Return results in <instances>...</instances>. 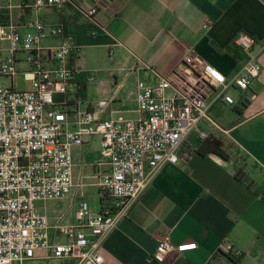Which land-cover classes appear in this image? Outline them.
<instances>
[{"label": "crops", "instance_id": "0c3cea01", "mask_svg": "<svg viewBox=\"0 0 264 264\" xmlns=\"http://www.w3.org/2000/svg\"><path fill=\"white\" fill-rule=\"evenodd\" d=\"M29 2L0 0V10L8 13V23L23 31L33 14ZM92 5L97 12L88 19L83 13ZM39 15L47 23H62L79 47L71 58L79 69L77 89L62 107L77 105L101 117L137 115L135 82L154 79L147 65L166 74L191 48L229 76L243 58L234 35L242 30L264 41V0H73L62 12L46 8ZM59 41L58 36H49L41 43ZM258 59L261 68L253 84L233 88L232 104L212 106L210 114L218 126L200 122L208 134L223 140L230 157L194 152L184 160L187 147H197L202 139L192 145L187 138L180 148L181 161L162 165L128 215L104 238V264H264V48ZM99 100L105 103L101 106ZM71 154L74 185L64 198L69 207L49 208L47 200L36 201L51 224L60 215L74 219L81 199L93 210L101 208V196L106 203L112 200L96 183L97 176L109 169L100 153V136H85L72 146ZM239 164L253 180L252 187L235 177ZM84 184L96 188L93 206L76 194ZM166 233L174 242L196 244L166 261L156 260L151 254ZM44 252L37 249L24 264H61L45 258ZM227 252L240 254L239 261Z\"/></svg>", "mask_w": 264, "mask_h": 264}, {"label": "built area", "instance_id": "2783aa9c", "mask_svg": "<svg viewBox=\"0 0 264 264\" xmlns=\"http://www.w3.org/2000/svg\"><path fill=\"white\" fill-rule=\"evenodd\" d=\"M71 2L30 0L33 14L23 31L0 22V76L8 81L0 83V264H24L37 249H44L47 259L104 264V238L128 215L161 166L181 161L180 148L192 131L200 138L208 135L200 122L218 126L212 106L232 104L230 89L249 88L261 68L258 55L264 41L240 30L233 42L243 58L229 76L189 48L166 74L145 66L154 79L136 80L134 117H101L77 105L63 108L77 89L79 69L71 58L79 47L62 23H47L39 12H62ZM96 12L92 5L83 14L93 19ZM49 36L60 41L43 45L41 40ZM17 75L25 80L24 88L16 87ZM94 134L100 136V153L109 164L96 183L112 200L93 210L81 199L74 219L60 215L51 224L36 201L67 196L74 185L72 146ZM58 234L67 240H56ZM195 244L174 242L166 233L151 257L166 261Z\"/></svg>", "mask_w": 264, "mask_h": 264}, {"label": "trees", "instance_id": "16d2710c", "mask_svg": "<svg viewBox=\"0 0 264 264\" xmlns=\"http://www.w3.org/2000/svg\"><path fill=\"white\" fill-rule=\"evenodd\" d=\"M0 21L2 23H8V13L3 9L0 10ZM183 144H185V142ZM194 152H197L202 155L207 153H214L225 159L230 157V153L227 152L225 149L223 140L220 137H216L211 134H208L206 137L202 138L200 140V143L197 145V147L195 148L187 147V153L183 155L182 158L185 160L191 153ZM234 175L238 180L244 182L248 187L253 186V180L246 173V171L244 170V166L242 164L235 166ZM100 202L102 203H101V208L99 210H101L106 205V202L103 201V196L100 197ZM226 255L235 262H238L240 259V254L238 255V254H233L231 252H227Z\"/></svg>", "mask_w": 264, "mask_h": 264}, {"label": "rangeland", "instance_id": "374dc122", "mask_svg": "<svg viewBox=\"0 0 264 264\" xmlns=\"http://www.w3.org/2000/svg\"><path fill=\"white\" fill-rule=\"evenodd\" d=\"M92 73V72H91ZM0 83L3 84V85H6L8 84V81L7 79L3 76H0ZM15 84H16V87L17 88H24L26 86V82L25 80L23 79V77L21 75H17L16 78H15ZM230 91H233V88L230 89ZM121 116L123 117H129V116H133L134 115V112H121L120 113ZM118 115H116L115 117H117ZM201 139L197 136V131L194 130L190 133V135L188 136V140L190 141V143L192 145H195L196 143H198V140ZM85 181L87 180V178L84 179ZM76 194L77 195H82V196H85L87 197V199L89 200L90 204L93 206L97 203V191H96V188L94 186H91V185H87V184H84V185H80L78 188H77V191H76ZM64 198H54V199H50V200H47V205L49 208L53 207V206H59L60 207H69V202L68 200L65 201L62 200ZM56 240H63L64 239V236L63 235H56ZM53 262V261H51Z\"/></svg>", "mask_w": 264, "mask_h": 264}]
</instances>
